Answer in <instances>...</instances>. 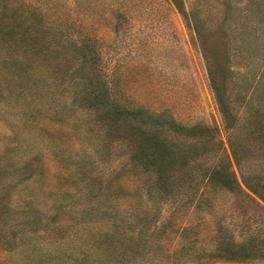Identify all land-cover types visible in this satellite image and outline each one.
<instances>
[{"label":"rangeland","instance_id":"obj_1","mask_svg":"<svg viewBox=\"0 0 264 264\" xmlns=\"http://www.w3.org/2000/svg\"><path fill=\"white\" fill-rule=\"evenodd\" d=\"M110 116L200 159L163 184ZM263 197L264 0H0V264H264Z\"/></svg>","mask_w":264,"mask_h":264},{"label":"trees","instance_id":"obj_2","mask_svg":"<svg viewBox=\"0 0 264 264\" xmlns=\"http://www.w3.org/2000/svg\"><path fill=\"white\" fill-rule=\"evenodd\" d=\"M186 14L189 16V12L186 11ZM2 34H10L13 42V54L16 53V50H19V48H23V54L28 52L29 49L27 48V45H22L20 42V39L26 38L27 34L20 35L16 33L13 30H9L8 32L6 29L1 30ZM18 34V35H14ZM15 49V50H14ZM22 56V55H21ZM21 56L18 57V59H13L11 57V67L9 68V73L12 74V79H20L22 82L29 87L28 81H29V70L28 68L22 63ZM89 58V54L84 52V59L85 61ZM87 70V67L85 63L81 65L79 68L75 70L76 72L82 73ZM91 77H90V88L93 89L95 94L93 92L91 93L90 99L94 104H98L100 100L102 99L103 95L105 94V89L107 86V82L105 81V78L102 75L101 69L98 68L96 65H93L90 69ZM9 74V75H10ZM18 76L14 78V76ZM79 75V74H78ZM80 80L77 79L75 81V86L79 84ZM22 83V84H23ZM89 99V98H88ZM218 99L221 102V111L224 113V115L227 117V119H230L233 117L232 108L230 107L229 103L220 95H218ZM114 113H116L113 110ZM112 123L110 124L112 132L116 135H120L121 138H130V140H134L133 143L139 144V151L140 152H150L151 155H154L156 160V165L159 168L160 175L162 178L163 184H166V181L170 179V173L176 170H182L191 167L193 164H195L196 160L198 158L200 159L201 155H198L196 151L198 152L199 146L197 145H190L186 143H177L172 141L170 138L163 137L159 134H156L154 132H151L149 130H143L140 129L137 125H134L132 122H130L128 119L120 116L118 119L114 116H110ZM195 129H197L195 127ZM199 129V128H198ZM204 131L208 132L209 136H213V130L206 128L203 129ZM197 132V131H196ZM207 135V136H208ZM205 178H208L207 184H211L213 182H216L220 186L235 190L236 186L238 185V182L236 180L235 174L232 171L231 167L229 165H211L205 169ZM251 190L254 189L251 188ZM256 193V192H255ZM264 200V197H263Z\"/></svg>","mask_w":264,"mask_h":264}]
</instances>
